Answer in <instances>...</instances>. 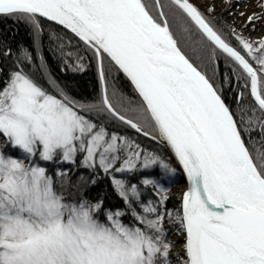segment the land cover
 I'll list each match as a JSON object with an SVG mask.
<instances>
[{"label": "snow or ice", "instance_id": "6c2138e0", "mask_svg": "<svg viewBox=\"0 0 264 264\" xmlns=\"http://www.w3.org/2000/svg\"><path fill=\"white\" fill-rule=\"evenodd\" d=\"M224 3L230 11L233 0ZM168 6L185 21L182 32L198 34L193 51L223 55L219 83L218 65L209 76L185 52L161 0H0V17L33 37L15 59L0 40V264H264V39L219 24L191 0ZM40 18L67 30V40L49 35L61 71L96 61L97 101L77 100L51 78L36 48ZM260 19L253 13L244 26ZM105 62L131 95L109 82ZM233 85L240 115L223 98ZM129 130L169 148L187 176L182 247L169 239L172 214L162 210V181L176 169ZM257 130L259 147L249 143ZM101 177L121 206L79 197Z\"/></svg>", "mask_w": 264, "mask_h": 264}, {"label": "trees", "instance_id": "16d2710c", "mask_svg": "<svg viewBox=\"0 0 264 264\" xmlns=\"http://www.w3.org/2000/svg\"><path fill=\"white\" fill-rule=\"evenodd\" d=\"M161 2L164 4L165 13L168 14L171 29L178 37H182L181 45L193 62L199 64L201 69L206 71L209 76H212L214 66L218 65L215 79L217 83H219L221 80L220 74L226 71L223 55H221L219 52L212 54L207 49L193 51V47L196 44V41L199 39L198 34L195 31H193L191 35L182 32V27L184 26L185 21H183L178 14L173 16L172 10L168 6V0H161ZM209 17L215 18L221 25L232 26L230 22H226L219 16V14ZM40 20L43 31L40 40L36 44V48L46 58L51 72V78L57 81L61 86L65 87L69 94L75 99L84 102L97 101L101 95V80L98 75L96 61L89 60L85 66V70L81 72L61 71L60 61L57 59L56 54L51 51L52 44L50 43L49 35L56 34L67 40L69 38V36L66 35L67 30L64 29L63 26H60L52 21H48L45 18H40ZM0 40L6 41L7 46L13 50L14 55L12 59H15V54H18L17 49H30L33 46V37L30 27L23 23L16 22L14 18L0 17ZM73 43H76V41H73ZM2 63L4 67L7 68L11 66V59L3 60ZM32 71H36L35 64L32 66ZM105 71L108 74L110 83L113 79H115L117 87H119L126 95L132 94L130 83L122 75L117 73L114 68H111L107 62H105ZM237 91L238 88L236 85H233L230 89L225 87L223 97L227 100L228 105L235 109L237 115H240L239 105L242 103V101L238 99L236 95ZM249 99L250 97L248 96V93L245 92L243 102H246ZM129 133L138 139L142 147L149 151H157L166 161L171 163V165L176 169L177 174H180L175 161H173V157L163 145L158 144L156 141H153L150 138L137 136L131 130H129ZM251 137L252 139L249 143L259 147V145L256 143L259 139V131L257 130L251 132ZM80 171L84 180H87L90 176V173L83 169ZM153 172L159 173V170L154 169ZM75 174L76 169H73L70 175L74 176ZM125 176H127V174H125ZM132 179L136 180L137 176H133ZM166 180L168 179L164 178L162 182H167ZM72 195L74 198H78L76 193H72ZM144 195L148 199L154 198V194L150 193V190L144 192ZM167 196L168 199L165 202L162 210H171L173 215H177V213L181 215V192L168 190ZM79 197H83L90 201H95L98 197H103L105 205L109 208H116L122 205V201L118 198L116 192L113 190L108 177H101L98 179L95 185L80 189ZM178 222L179 220L175 221V223ZM171 231L173 230L171 229Z\"/></svg>", "mask_w": 264, "mask_h": 264}, {"label": "rangeland", "instance_id": "374dc122", "mask_svg": "<svg viewBox=\"0 0 264 264\" xmlns=\"http://www.w3.org/2000/svg\"><path fill=\"white\" fill-rule=\"evenodd\" d=\"M202 12L206 15L214 16L218 15L223 18L226 22H230L232 27L235 28L236 32L243 35L244 37L259 41L264 39V8H261L260 5L264 3V0H233V7L231 10H228V5L224 3V0H191ZM210 7L215 8V12L209 13L208 9ZM240 12L245 13L244 17L239 15ZM253 13L258 14L261 19L256 22L254 26L245 25V20L248 16H251ZM159 172L161 171L158 169ZM153 171V170H152ZM118 178H126L125 174H118ZM180 174L177 172L174 175H165L164 178H167V182H164V186L167 190L179 191L181 192L184 184L179 182ZM145 190L144 192H146ZM172 214L171 210L166 211ZM177 215L172 214L171 217H166V228L169 233V239L178 246L182 247L181 232L182 227L177 221ZM175 223V224H174ZM171 229L173 231H171Z\"/></svg>", "mask_w": 264, "mask_h": 264}, {"label": "water", "instance_id": "95a60500", "mask_svg": "<svg viewBox=\"0 0 264 264\" xmlns=\"http://www.w3.org/2000/svg\"><path fill=\"white\" fill-rule=\"evenodd\" d=\"M192 2V1H191ZM45 19H47V18H45ZM53 22V21H52ZM55 23V22H54ZM224 98V97H223ZM225 99V98H224ZM225 102L228 104V102H227V100L225 99ZM165 147V146H164ZM166 149H167V151H169L170 152V154H171V156L173 157V161H175V163H176V165H177V167H178V170L180 171V178H179V182H181V183H183L184 184V186H183V189H182V191H181V215H182V198H183V195H184V193L189 189V187H190V185H189V182H188V179H187V176H186V174L184 173V171H183V168H182V166L179 164V162L177 161V159L175 158V156H174V153L169 149V148H167V147H165Z\"/></svg>", "mask_w": 264, "mask_h": 264}, {"label": "built area", "instance_id": "2783aa9c", "mask_svg": "<svg viewBox=\"0 0 264 264\" xmlns=\"http://www.w3.org/2000/svg\"><path fill=\"white\" fill-rule=\"evenodd\" d=\"M180 236H181V239H182V243H183V241H184V238H185V237H184V233H183V230H182V232H181V235H180ZM182 245H183V244H182Z\"/></svg>", "mask_w": 264, "mask_h": 264}]
</instances>
